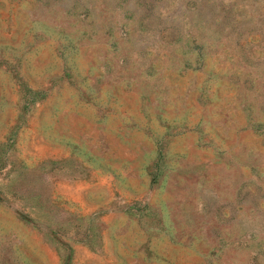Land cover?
Wrapping results in <instances>:
<instances>
[{"label":"rangeland","instance_id":"374dc122","mask_svg":"<svg viewBox=\"0 0 264 264\" xmlns=\"http://www.w3.org/2000/svg\"><path fill=\"white\" fill-rule=\"evenodd\" d=\"M0 264H264V0H0Z\"/></svg>","mask_w":264,"mask_h":264}]
</instances>
